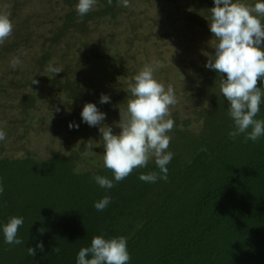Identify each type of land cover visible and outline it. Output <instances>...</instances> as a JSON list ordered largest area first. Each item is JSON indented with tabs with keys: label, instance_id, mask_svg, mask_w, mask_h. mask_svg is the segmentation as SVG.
<instances>
[{
	"label": "trees",
	"instance_id": "obj_1",
	"mask_svg": "<svg viewBox=\"0 0 264 264\" xmlns=\"http://www.w3.org/2000/svg\"><path fill=\"white\" fill-rule=\"evenodd\" d=\"M136 1L123 7L97 0L81 17L78 0H0L13 23L0 45V130L6 133L0 141V264H77L79 250L95 236L126 237L128 264H264V136L256 142L229 136L235 125L220 92L223 77L205 67L217 42L209 27L214 0H197L190 15L170 12L153 33L122 41L133 30L122 18L143 13ZM50 63L63 71H46ZM145 65L165 88L174 87L168 133L174 155L166 181L139 179L162 175L153 157L115 182L103 165L99 126L84 123L81 112L95 103L118 134L128 85ZM101 94L110 103H100ZM256 119L264 120V103ZM96 175L114 187L101 188ZM104 196L111 203L97 211L94 204ZM12 216L24 220L20 245L4 242L2 229Z\"/></svg>",
	"mask_w": 264,
	"mask_h": 264
},
{
	"label": "clouds",
	"instance_id": "obj_2",
	"mask_svg": "<svg viewBox=\"0 0 264 264\" xmlns=\"http://www.w3.org/2000/svg\"><path fill=\"white\" fill-rule=\"evenodd\" d=\"M97 0H78L75 10L83 17L92 10ZM112 4V0H107ZM119 5L130 7V0H118ZM210 9V31L217 41L214 54L209 55L205 65L215 70L223 79L220 81V92L229 102L228 115L234 121L235 129L229 136L235 141L244 135L245 142H256L264 136V120H258L261 104L264 103V87H258V81L264 80V0H258L249 6L241 0H214ZM13 33L10 13L0 10V45ZM20 64L18 57L11 61L16 69ZM46 71L58 74L63 71L51 63ZM226 74V78H225ZM128 85L131 97L127 99L126 110L120 109L118 134L113 133L111 126L103 123L106 113L101 112L95 103H85L81 112L82 121L89 126H99L103 139V165L111 170L115 182L128 177L134 169L147 167L150 158L154 157L160 173L141 174L139 179L155 183L157 179L167 180V165L173 158L168 151L174 120L169 118L171 106L177 103L174 87L167 88L154 78V67L145 65ZM38 81L35 79L32 84ZM100 103H110V97L101 94ZM59 111V108L56 109ZM79 125L69 124V128ZM6 139V133L0 130V141ZM95 182L101 187L111 189L113 180L96 175ZM4 186L0 181V194ZM111 203V197L104 196L95 202L97 211H103ZM23 217L12 216L3 226L4 242L9 245H20L23 241L17 238L18 229L23 225ZM41 233L43 230H40ZM37 247L43 251V242ZM28 254L35 256L36 249L28 248ZM59 253V247L53 250ZM90 257V258H89ZM130 253L126 237L105 239L95 236L90 247L79 250L77 264H128Z\"/></svg>",
	"mask_w": 264,
	"mask_h": 264
},
{
	"label": "flooded vegetation",
	"instance_id": "obj_3",
	"mask_svg": "<svg viewBox=\"0 0 264 264\" xmlns=\"http://www.w3.org/2000/svg\"><path fill=\"white\" fill-rule=\"evenodd\" d=\"M153 6H139L143 7L141 10L143 13L141 14V18L138 20L122 18L123 20H130L133 22V30L128 39H122V41L130 42L136 38H143L142 34L149 35L161 28L168 21V14H183L190 15L195 12L196 5L192 4L189 1L183 0H169L168 2L163 3H155ZM139 7L135 6V10ZM110 18H108L109 20ZM115 22V20H113ZM135 23V24H134ZM116 50V46L112 47ZM102 88L103 85L98 86Z\"/></svg>",
	"mask_w": 264,
	"mask_h": 264
},
{
	"label": "bare ground",
	"instance_id": "obj_4",
	"mask_svg": "<svg viewBox=\"0 0 264 264\" xmlns=\"http://www.w3.org/2000/svg\"><path fill=\"white\" fill-rule=\"evenodd\" d=\"M146 1H147V0H137L135 4H136L137 7H139V6L143 5L144 3H146ZM139 18H141V14H137L135 17H133V18H131V19H133V20L136 21V20H138ZM108 21H109V20H108ZM122 24H123V25L130 24V20H127V19H126V20H122ZM134 24H135V23H134Z\"/></svg>",
	"mask_w": 264,
	"mask_h": 264
},
{
	"label": "rangeland",
	"instance_id": "obj_5",
	"mask_svg": "<svg viewBox=\"0 0 264 264\" xmlns=\"http://www.w3.org/2000/svg\"><path fill=\"white\" fill-rule=\"evenodd\" d=\"M169 0H156L157 3H163V2H168ZM183 1H186V2H190L192 4H196L197 3V0H183ZM89 141H94V136H92L91 134L89 135Z\"/></svg>",
	"mask_w": 264,
	"mask_h": 264
}]
</instances>
